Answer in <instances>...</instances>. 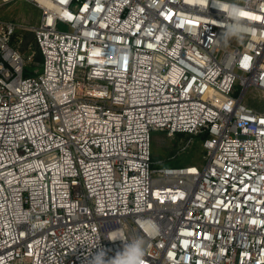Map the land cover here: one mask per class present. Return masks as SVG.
Here are the masks:
<instances>
[{
    "label": "built area",
    "instance_id": "obj_1",
    "mask_svg": "<svg viewBox=\"0 0 264 264\" xmlns=\"http://www.w3.org/2000/svg\"><path fill=\"white\" fill-rule=\"evenodd\" d=\"M24 1L37 23L0 17V264H264V0ZM153 131L203 163L157 165Z\"/></svg>",
    "mask_w": 264,
    "mask_h": 264
},
{
    "label": "rangeland",
    "instance_id": "obj_2",
    "mask_svg": "<svg viewBox=\"0 0 264 264\" xmlns=\"http://www.w3.org/2000/svg\"><path fill=\"white\" fill-rule=\"evenodd\" d=\"M40 11L31 3L24 0H16L0 7V17L5 20H13L18 24H35L38 21ZM13 43L20 49L27 60L25 74L39 72L42 68V60H38L40 54L35 34L33 31L18 27ZM249 106L264 111V97L260 94L249 92L246 94ZM193 138L191 144L184 148L189 138ZM153 158L159 160L157 165H188L200 166L203 163L204 148L202 139L188 133H177L169 136L163 131L152 133Z\"/></svg>",
    "mask_w": 264,
    "mask_h": 264
},
{
    "label": "trees",
    "instance_id": "obj_3",
    "mask_svg": "<svg viewBox=\"0 0 264 264\" xmlns=\"http://www.w3.org/2000/svg\"><path fill=\"white\" fill-rule=\"evenodd\" d=\"M14 42H15V40H14ZM37 59L40 60V61L42 60V55H41V53L37 56Z\"/></svg>",
    "mask_w": 264,
    "mask_h": 264
}]
</instances>
